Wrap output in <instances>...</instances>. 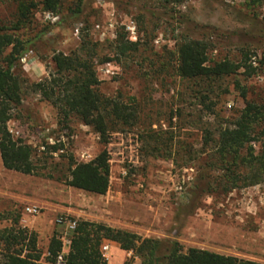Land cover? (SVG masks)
<instances>
[{
	"label": "rangeland",
	"instance_id": "374dc122",
	"mask_svg": "<svg viewBox=\"0 0 264 264\" xmlns=\"http://www.w3.org/2000/svg\"><path fill=\"white\" fill-rule=\"evenodd\" d=\"M71 1V0H67ZM144 5H143V4ZM143 5V7H142ZM13 0H0V18L13 17ZM144 15V23L136 19ZM83 21L62 25L52 13L36 11L32 25L22 33L32 37L45 29L19 60V69L30 81H38L53 71V52L68 53L87 26L97 41L113 39L124 27L129 36L145 43V50L128 60L116 59L96 66L99 89L109 96L133 97L140 121L131 129L113 133L109 152L110 187L103 195L92 194L65 184L68 155L77 161L92 159L104 145L99 134L77 119L59 123L56 111L32 92L23 95L8 128L34 149L36 171L22 174L2 166L0 159V228L20 215L19 224L29 223L37 233V245L46 253L50 237L57 233L68 247L70 229L58 219L89 220L132 231L140 237L173 238L183 249L198 247L264 262V182L230 192H197L196 177L203 158L195 157L202 130L213 128L244 105L238 79L247 89V99L264 97V2L251 9L244 0H92L85 5ZM130 25L134 33H130ZM144 27L147 34L140 31ZM214 49L212 60L228 57L239 60L242 49L250 52L255 70L227 79L229 93L223 95L215 113L199 111L188 97L182 81L174 73L166 50H173L181 33L200 38L209 34ZM147 41V44H146ZM167 63V64H164ZM193 103V104H192ZM181 114L176 115L177 109ZM174 115L170 120V116ZM216 116V117H215ZM171 125V126H170ZM172 129L185 142L191 155L172 158L144 154L139 132ZM61 144L52 151L47 145ZM188 161L189 166L182 163ZM40 206V212L25 219L24 207ZM109 244L107 264H140V258Z\"/></svg>",
	"mask_w": 264,
	"mask_h": 264
},
{
	"label": "trees",
	"instance_id": "16d2710c",
	"mask_svg": "<svg viewBox=\"0 0 264 264\" xmlns=\"http://www.w3.org/2000/svg\"><path fill=\"white\" fill-rule=\"evenodd\" d=\"M13 1V17L9 20L0 18L2 166L22 174H33L36 171L32 145L14 136L7 125L13 112L21 105L23 95L32 92L55 109L59 123L67 124L74 118L99 134L104 147L92 159L77 161L73 155H68L64 182L70 187L103 195L110 187V157L105 145L113 133L139 124L140 110L133 97L126 100L120 95L102 93L96 66L114 59L126 61L139 55L146 49L145 43L139 35L133 40L124 27L116 31L113 39L97 41L90 36L87 26H84L78 45L73 50L68 53L53 52V71L38 81H30L18 67L27 49L45 34V29L32 37H25L22 33L32 25L35 12L56 15L58 21L52 24L57 25L83 21L84 7L92 0ZM263 2L244 0L245 6L251 9L261 6ZM136 19L142 23L145 21L142 14ZM140 31L147 34L144 27ZM211 32L200 38L181 33L175 39L174 49L166 50V53L190 102L200 106L199 111L214 114L221 97L229 93L227 79L236 77L241 69L246 75L250 74L255 67L247 49H242L239 60L228 57L210 59L209 51L214 49L210 40ZM260 62L264 63V56ZM234 87L244 99L243 107L230 117L221 118L212 129L203 128L200 148L195 153L197 155L188 159L190 161L206 156L203 158L204 165H201L203 169L198 173L193 187L197 192L219 190L220 193H227L264 182V97L260 100L247 99V89L238 79H235ZM180 114L181 109L178 108L175 116L178 118ZM173 117L172 114L170 120ZM139 141L144 154L172 158L176 162L177 156L183 158V154L191 155L193 152L185 140L174 135L172 129L139 132ZM50 148L56 151L61 149V144L47 145V149ZM188 161L182 164L189 166ZM19 219L18 214L11 218L9 226L0 228V264H107L100 249L104 241L116 242L120 249L132 251L140 258V264H264L204 248L188 247L184 250L179 241L173 238L140 237L132 231L89 220L77 221L74 229L70 230L67 252L63 251L61 235L54 233L49 239L46 253H43L37 245V233L20 225Z\"/></svg>",
	"mask_w": 264,
	"mask_h": 264
},
{
	"label": "built area",
	"instance_id": "2783aa9c",
	"mask_svg": "<svg viewBox=\"0 0 264 264\" xmlns=\"http://www.w3.org/2000/svg\"><path fill=\"white\" fill-rule=\"evenodd\" d=\"M133 29H134V27L130 25V33L131 34L134 33ZM24 211H26L27 213L35 215V214H38L40 212V206L37 204H29V205H26L24 207ZM63 222H65L66 227L71 230V229H74L77 221L75 219H69L67 221H64L62 218L58 219V223H63ZM108 248H109V244L106 242H103L101 247H100L101 252H102L103 256L105 257V259L107 258ZM60 262H61V256L59 255L58 256V263H60Z\"/></svg>",
	"mask_w": 264,
	"mask_h": 264
},
{
	"label": "crops",
	"instance_id": "0c3cea01",
	"mask_svg": "<svg viewBox=\"0 0 264 264\" xmlns=\"http://www.w3.org/2000/svg\"><path fill=\"white\" fill-rule=\"evenodd\" d=\"M24 215H25V219H23V221L28 220V216L29 215H33V214H30V213H27L26 211H24ZM22 226L31 228L29 223H26V224H24ZM67 250H68V247L63 249L64 252H67Z\"/></svg>",
	"mask_w": 264,
	"mask_h": 264
}]
</instances>
